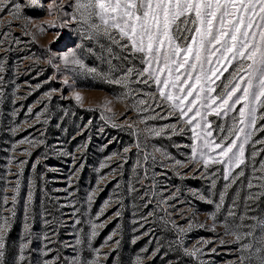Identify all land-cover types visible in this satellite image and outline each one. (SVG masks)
I'll use <instances>...</instances> for the list:
<instances>
[{"label":"rangeland","instance_id":"1","mask_svg":"<svg viewBox=\"0 0 264 264\" xmlns=\"http://www.w3.org/2000/svg\"><path fill=\"white\" fill-rule=\"evenodd\" d=\"M17 2L19 19L0 13V223L8 220L0 233L3 264H238V245L220 222L234 201L239 216L249 193L264 192V180L257 179L264 176V120L248 129L238 123L242 105L217 117L204 100L180 118L153 81L139 82L147 73L121 79L127 68L144 67L139 58L105 62L100 45L107 41L88 40L71 20L75 0ZM217 67L207 85L216 89L210 96L223 91L232 71L226 60ZM181 107L187 111L188 102ZM234 125L253 133L239 167L215 147L236 140L235 133L222 140L228 133L221 129ZM244 136L239 133L237 145ZM210 156L224 163L205 167ZM226 167L234 183L223 179ZM251 207L250 216L264 215V196Z\"/></svg>","mask_w":264,"mask_h":264},{"label":"snow or ice","instance_id":"2","mask_svg":"<svg viewBox=\"0 0 264 264\" xmlns=\"http://www.w3.org/2000/svg\"><path fill=\"white\" fill-rule=\"evenodd\" d=\"M56 3L57 0H53V4ZM75 5L76 14L71 20L81 25L86 38L97 43L101 40L107 41L106 44L100 45L102 53L106 52L108 55L105 62L111 64L112 59L127 60L129 56L139 58L144 67L127 68L121 79L132 75L143 77L147 73V78L139 82L147 84L149 80L153 81L160 97L173 102L172 106L179 109L180 118L191 112L198 101L204 100L208 103L202 106L209 108L217 117L221 114L227 116L237 104L242 105L238 110V123L248 129L255 128L257 119L264 120V0H75ZM21 8L22 5L17 0H0V13L8 11L13 20L20 18ZM40 30L43 31V28ZM56 38L57 40L60 38L59 33ZM72 55L75 56V52ZM214 56L215 66L212 59ZM225 60L232 67V71L229 72L231 79L225 78L228 83L223 84V91L215 96L207 95L216 91L207 85L214 83L211 77L216 75L217 66ZM73 63L84 66L79 59L73 60ZM0 71H3L2 67ZM88 71L96 72V69L89 68ZM227 71L228 67L225 66L216 79ZM114 82L120 83L121 80ZM165 89H175V93ZM200 93L206 95L201 97ZM189 97L192 99L189 100ZM76 99H81L79 93L76 94ZM185 101L188 102L187 111L181 107ZM140 103L144 104L145 101L142 99ZM257 106L261 110L259 117ZM195 115H200L199 111ZM194 118L195 116L192 117ZM232 119L235 121L237 118ZM188 123H191V120ZM221 130L228 133L222 140H228L233 133L238 140L239 133H245L244 141L239 145L236 144V140H229L226 145L223 143L215 145L216 148H221L219 153L221 157H226L230 164L239 167L245 163L244 144L253 133L245 132L244 127L236 128L235 125ZM259 130L264 131V127ZM176 163L179 164L180 161ZM209 163L222 164L224 160L210 156L204 161V166L207 167ZM260 168L264 169V162ZM243 175L244 172L241 170L238 176ZM223 179L234 183L237 177H231L230 180V169L226 167ZM257 179L264 180V176ZM247 186L251 189L252 182L249 181ZM15 187L18 191L20 187L18 182ZM228 187L226 184L225 191ZM262 196L264 192L249 193L243 214L239 216L235 211L237 205L234 201L233 206L227 209L224 220L220 222L225 235L235 238L234 242L238 245L237 251L240 253L237 257L238 264H264V215L248 214L253 211L251 204L257 203ZM4 199L7 201V197ZM12 199L15 202L16 197L13 196ZM27 199L31 203V193ZM223 203L222 193L217 211ZM116 215L119 216L120 213L117 212ZM211 218L216 220L215 215ZM237 219L240 222L238 224L235 223ZM246 220L252 223H244ZM7 226L8 220L4 219L0 223V233H3ZM244 228L248 231H241ZM24 229L25 235H30L28 223H25ZM108 239L111 240L112 237ZM3 241L4 236L0 234V264H3L5 256ZM220 243L224 244L225 241L221 240ZM25 247L27 245L21 246V252ZM185 252L189 255L194 254L187 249ZM44 264L49 262L45 261ZM92 264H95V261Z\"/></svg>","mask_w":264,"mask_h":264}]
</instances>
